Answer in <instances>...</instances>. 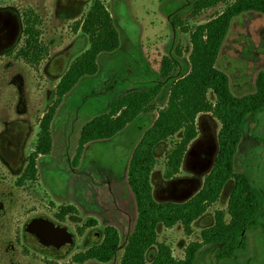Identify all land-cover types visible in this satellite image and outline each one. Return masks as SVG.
Masks as SVG:
<instances>
[{"label":"rangeland","instance_id":"1","mask_svg":"<svg viewBox=\"0 0 264 264\" xmlns=\"http://www.w3.org/2000/svg\"><path fill=\"white\" fill-rule=\"evenodd\" d=\"M93 1L0 0V264L121 263L138 216L127 180L132 152L166 106L171 84L190 70L191 32L225 7L219 4L195 10L199 0H100L112 16L120 46L100 54L97 72L82 77L64 96L51 122V151L38 155L36 179H23L28 158L35 152L39 121L55 99V87L89 46L88 36L74 25ZM28 9L42 21L41 41L48 51L37 65L16 58L24 44L23 15ZM164 57L172 63L166 79L160 74ZM215 67L226 74L234 95L255 92L258 74L264 72L263 13L250 9L233 18ZM156 85L160 91L149 110L114 137L89 142L73 166L80 130L86 122L108 112L114 99ZM207 96L214 105L213 92ZM196 129L197 136L178 170L169 176L167 154L180 141L182 131L154 148L149 180L157 202H184L202 188L218 152L221 123L212 112L200 113ZM234 171L251 180L261 203L260 224L246 231V248L231 259L217 260L214 244L202 240V232L214 225L216 212L229 221L231 179L218 199L191 223L190 232L180 223L157 225V241L168 245L174 257L183 259L190 244L202 243L195 264H264V110L248 114L243 121ZM67 205L76 211L60 219V208ZM36 217L71 234L67 252H59L57 245L41 249L26 239L25 226ZM92 219L96 224L85 226ZM107 226L115 227L120 236L113 259L74 262L72 256L98 243ZM156 252V246L147 250V264H153Z\"/></svg>","mask_w":264,"mask_h":264},{"label":"trees","instance_id":"2","mask_svg":"<svg viewBox=\"0 0 264 264\" xmlns=\"http://www.w3.org/2000/svg\"><path fill=\"white\" fill-rule=\"evenodd\" d=\"M219 4H224V9L191 32L190 70L171 84L166 106L159 110L157 118L132 152L127 180L136 201L138 216L124 246L120 264H147L145 254L152 246L157 248L153 264H195L196 253L202 243L190 244L184 258H176L168 245L157 241L156 227L160 223L165 227L180 223L190 232L191 223L218 199L223 186L231 179L234 180V186L228 202L229 221H225L222 212H216L214 225L202 232L203 242L214 244L217 260L231 259L246 248V231L260 224L258 213L261 203L258 193L244 173L234 171V155L245 117L264 110V72L258 74L255 92L239 97L232 93L226 74L215 67V62L233 18L250 9L264 14V0H199L195 10ZM41 23L39 15L32 9L25 11L24 44L17 51L16 58L29 65H37L48 54L41 41ZM74 29H80L88 36L89 46L70 64L55 87V99L39 121L35 152L28 158L23 179L35 180L38 155H47L51 151V122L64 96L82 77L97 72L100 54L114 52L120 46L119 33L112 16L100 0L92 2L83 18L75 23ZM171 66L170 60L164 57L160 72L163 79L170 75ZM159 91L160 85H156L150 89L129 92L114 99L108 112L86 122L80 130L73 166L78 164L89 142L114 137L141 113L149 110ZM208 92H213L216 97L214 105L208 99ZM207 112H212L219 120L221 129L218 134V152L202 188L184 202H157L153 198L149 180L155 163L154 148L182 131L180 141L167 154L166 175L175 173L188 145L197 136V115ZM75 211L72 205L63 206L58 216L63 219ZM95 224L96 221L92 219L85 226ZM101 235L98 243L74 254L72 260L76 263L112 260L119 248V233L115 227L107 226Z\"/></svg>","mask_w":264,"mask_h":264},{"label":"water","instance_id":"3","mask_svg":"<svg viewBox=\"0 0 264 264\" xmlns=\"http://www.w3.org/2000/svg\"><path fill=\"white\" fill-rule=\"evenodd\" d=\"M31 235H34V237ZM25 236L41 249H52L56 245L58 251L65 253L71 247L72 236L62 227L51 225L44 218L36 217L29 221L25 228Z\"/></svg>","mask_w":264,"mask_h":264},{"label":"flooded vegetation","instance_id":"4","mask_svg":"<svg viewBox=\"0 0 264 264\" xmlns=\"http://www.w3.org/2000/svg\"><path fill=\"white\" fill-rule=\"evenodd\" d=\"M25 228H26V226H25ZM24 236H25V229H24ZM34 237V235H31V237ZM26 237V236H25ZM27 240H29L28 238H26ZM30 242H32L31 240H29ZM33 244H35V245H37L36 243H34V242H32ZM38 246V245H37Z\"/></svg>","mask_w":264,"mask_h":264}]
</instances>
